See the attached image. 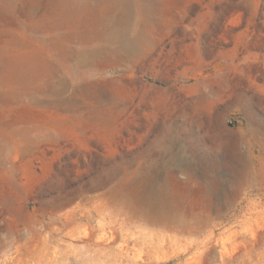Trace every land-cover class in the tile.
I'll list each match as a JSON object with an SVG mask.
<instances>
[{
  "label": "rangeland",
  "instance_id": "obj_1",
  "mask_svg": "<svg viewBox=\"0 0 264 264\" xmlns=\"http://www.w3.org/2000/svg\"><path fill=\"white\" fill-rule=\"evenodd\" d=\"M0 59V264H264V0H0Z\"/></svg>",
  "mask_w": 264,
  "mask_h": 264
},
{
  "label": "bare ground",
  "instance_id": "obj_2",
  "mask_svg": "<svg viewBox=\"0 0 264 264\" xmlns=\"http://www.w3.org/2000/svg\"><path fill=\"white\" fill-rule=\"evenodd\" d=\"M120 6H121V4H120ZM112 20H113V22H112V30H111L112 32L110 34V39H112L113 41H116V40L119 41L123 45L121 47L124 48L125 54L132 55L134 53H137L138 52V40L129 39L127 37V35H126V30H125V26L124 25L127 22V14L123 13L121 16H116ZM0 61H1V59H0ZM18 64H20V63H17L14 66L16 68H19V69L23 68L24 64L23 65H21V64L18 65ZM25 148L27 149V147H25ZM258 168H260V172H262L263 169H264V163L262 164V166H258ZM194 224L196 225L195 228H200V222H197V223L194 222ZM182 228L185 229V230H192L193 224H190V225H187V226L183 225Z\"/></svg>",
  "mask_w": 264,
  "mask_h": 264
},
{
  "label": "built area",
  "instance_id": "obj_3",
  "mask_svg": "<svg viewBox=\"0 0 264 264\" xmlns=\"http://www.w3.org/2000/svg\"><path fill=\"white\" fill-rule=\"evenodd\" d=\"M240 118L241 116L239 114H234L233 116L230 117L229 122L230 123L237 122L240 120Z\"/></svg>",
  "mask_w": 264,
  "mask_h": 264
}]
</instances>
